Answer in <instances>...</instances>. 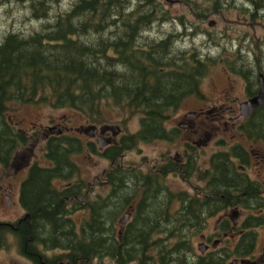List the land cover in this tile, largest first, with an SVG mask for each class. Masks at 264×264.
<instances>
[{
    "label": "trees",
    "instance_id": "16d2710c",
    "mask_svg": "<svg viewBox=\"0 0 264 264\" xmlns=\"http://www.w3.org/2000/svg\"><path fill=\"white\" fill-rule=\"evenodd\" d=\"M17 1L28 2L32 18L47 19L51 3L61 0ZM132 1L74 0L52 22L29 34L8 32L0 40V159H10L27 141L9 125L10 103L71 108L91 119L92 125L102 120V103L139 114L138 130L121 135L117 144L101 152L95 143L88 145L93 154L110 160L101 174L109 186L105 195L90 199L85 194L79 164L72 160L86 147L78 136L47 142V163H35L20 188L32 240L26 244L28 234L22 228L15 231L21 253L36 259L35 264L39 258L49 264L53 259L55 264H103L104 257L116 264H226L232 255L228 250L192 255L191 236L226 204L251 206L261 214L249 216V224L263 221L264 200L253 193L245 176L235 173L229 160L245 159L239 143L210 157V166L199 175L203 182L199 195L170 192L163 172L121 170L117 159L139 142L175 138L177 129L166 128L168 113L184 98L199 95L200 81L213 61L174 49L172 32L141 42L143 31L155 20L166 19L167 13L157 0ZM189 1L208 12L225 5L223 0H211L210 7ZM261 1L252 0L256 5ZM234 72L245 78L248 73L243 66ZM239 127L244 136L264 139V108ZM71 180L67 187L56 185ZM80 210L87 214L77 222L73 215ZM126 211L130 216L118 229L116 223ZM53 249L62 252L46 257Z\"/></svg>",
    "mask_w": 264,
    "mask_h": 264
},
{
    "label": "rangeland",
    "instance_id": "374dc122",
    "mask_svg": "<svg viewBox=\"0 0 264 264\" xmlns=\"http://www.w3.org/2000/svg\"><path fill=\"white\" fill-rule=\"evenodd\" d=\"M74 0H61L60 3H51L49 18L35 19L30 16L28 2L17 0H0V40L8 32H18L20 34H29L33 30L40 28L45 22H52L55 14L67 10L71 7ZM161 10L165 11L166 19L155 20L148 28L143 31L141 42L160 39L167 33L172 32L175 35L174 49L178 51L195 52L201 57L213 59L208 62L207 69L199 84V95L188 96L183 99L179 107L169 111L166 120V128L177 127L179 121L190 111L201 112L200 116L189 115L187 123L194 122L196 129L194 132L189 127L182 126V130L174 140L155 139L150 142H139L132 150L125 152L122 162L125 164H138L146 160L143 170H147L149 161L154 163V158L160 156H174L182 154L184 149L183 141H188L192 147L189 154L198 151L197 164L206 166L208 159L221 149H226L232 144L239 143L244 149L253 151L248 159L247 169L245 171L253 178H258L264 183V164H257V159H264V139L254 138L249 141L239 130V126L244 122L245 117L239 112V103L246 99L247 91L254 82L257 71H264V0L260 5H256L252 0H223V8L216 12H208L205 9L194 7V3L189 0H157ZM201 7L211 4V0H193ZM135 4V0L132 1ZM193 6V7H190ZM252 13H255L252 16ZM173 51V50H172ZM233 64V66H232ZM232 66V67H230ZM247 69L245 78L239 72V67ZM233 67L235 68L233 70ZM253 81V82H252ZM255 84V82H254ZM256 87V86H255ZM8 116L15 122L21 123L25 128H32L40 124L49 123L48 119L53 118L60 122V117L64 115L67 125L81 127L80 136L86 139L85 128L91 123L82 113L71 108H56L45 102H35L29 104L10 103ZM102 120L93 124L99 131L100 127L114 129V137H120L127 132H136L139 128V114L129 113L128 110H122L111 105L102 103ZM71 119V121H70ZM192 121V122H191ZM101 130V129H100ZM74 129L71 130L73 134ZM176 140V141H175ZM95 141V138H94ZM96 142V141H95ZM44 141L40 135L36 139L28 140L26 147L20 146L18 150L31 155L29 159L36 160L39 164H46L47 160L43 157ZM197 146V147H196ZM79 164L80 176L90 186L88 197L94 198L96 194L105 195L109 186L101 178L102 171L109 168V161L105 157L97 154L90 155L83 152L74 157ZM160 162V159H157ZM118 162L120 160L117 159ZM204 168V167H203ZM201 168L200 170H202ZM176 170V169H175ZM199 170V171H200ZM178 170H176L177 172ZM195 174L186 176L170 175L165 179V185L174 191L186 190L196 195L198 194L202 180L197 177L199 171ZM7 173L0 166V174ZM9 173H13L10 169ZM24 171H19L18 181L23 178ZM14 181V178H11ZM59 187L63 182H56ZM15 186V185H14ZM175 193V192H174ZM233 208L226 211L217 212L206 219L205 225L191 236L193 244L192 255H197V244L201 240L200 236L213 234L217 220H243L250 212L257 214L254 210H240L237 214L231 216ZM23 209L18 206L6 213H0L2 219H14ZM86 211L80 210L73 215V218L79 222ZM122 213L119 215V217ZM118 217V219H119ZM264 222V215H263ZM262 222V223H263ZM117 228H120L118 222ZM194 229H192L193 231ZM7 235V236H6ZM258 235L261 236L258 247L264 246V224L258 229ZM225 246L232 244L235 238L225 237ZM237 239V236H236ZM18 238L11 234H4L2 238V247L0 248V264H30V261L21 253ZM62 251L55 249L46 253L49 257L59 255ZM233 261L230 256L226 264ZM96 260L94 261V263ZM103 264H116L109 257L102 258ZM247 260L237 261L236 264H247ZM126 264H136L129 262Z\"/></svg>",
    "mask_w": 264,
    "mask_h": 264
},
{
    "label": "flooded vegetation",
    "instance_id": "af4514ba",
    "mask_svg": "<svg viewBox=\"0 0 264 264\" xmlns=\"http://www.w3.org/2000/svg\"><path fill=\"white\" fill-rule=\"evenodd\" d=\"M263 73L264 71H257L255 78H252L254 82L252 83L250 89H248L247 91V96L246 99L254 96L257 94L258 89H259V74ZM256 86V87H255ZM245 99V100H246ZM240 104V103H239ZM239 106V105H238ZM264 108V104H261L260 106L256 107L250 114L249 116L246 117L247 122L248 121H252L253 116L257 113L258 110H262ZM239 112H240V108H239ZM201 112H193L190 111L187 113V116H184L182 121H179V123L177 124V127H173L176 128L178 131V134L180 133V131L182 130V126L185 127H189L192 131L197 132L199 131L198 129H196V125H194V122H192L191 124H188L186 120L187 117L189 115L192 116H200ZM7 119L9 121V125L17 131L22 132L25 137L26 140H33L36 139L37 135H40L43 138L44 141V145H43V157H44V153H45V145L47 144L48 141L51 140L52 137L55 138H63V137H68V136H78L83 142L84 144H86V147L84 149L83 152H87L90 157L92 156V152L89 148V144L90 143H95L96 144V150L98 152L103 151L105 148H107L109 145L112 144H117L118 140L120 139V137H118L119 135L114 137V129H110L107 127H100L99 131L92 126V124H90L88 126V128H85L84 133L86 134L87 138L86 139H82V137L80 136L81 134V127L78 128L76 126H70L67 125L65 122V117L64 115H62L60 117L61 121H55L53 118L50 117V119H48L49 123L43 125H36L32 128H25L23 126H21V123L15 122L11 119L10 116L6 115ZM71 121V119H70ZM74 129L73 134H71V130ZM101 129V130H100ZM105 137V138H109L110 139V143L109 145H107L106 147L100 149L99 145L97 143L98 138L100 137ZM249 141L252 140V136H247ZM95 138V141H94ZM114 140H116V143H114ZM174 140V138L170 139L169 141ZM26 141V143H27ZM176 141V140H175ZM251 142V141H250ZM26 143L22 146V148L26 147ZM191 145L188 141H183L182 145L184 147L183 150H181L183 153L182 154H175L174 156H160L158 158H154V163H152V161H149V166H147V170L151 171V173L156 174L157 172H163V174H165V179H167L170 175L173 176H179L182 173L186 176H191L193 174H195V171H199L201 168L206 169L210 166V162L212 159H208L207 161V165L206 166H200L197 164V153L198 151L196 150L193 153L189 154V149H192ZM197 147V146H196ZM246 151V157L245 159H229L230 161H232V165L234 167V171L235 173H241L243 176L246 177L247 182L249 183V186H252L253 188V193H256V196H258V198L263 199L264 200V183L258 179V178H253L252 176H250L245 169H247V163L250 161V159H248L252 154L255 155V153H253V151H250L249 149H245ZM124 156L121 155L119 157L118 160H120L119 166L121 167V170H139V171H144L143 170V165L145 166L146 164V160H142L140 161V163L136 164H125L122 162L123 159H121ZM193 156V159H190ZM31 157L30 154L24 152L23 149L20 150H15L14 152L11 153L10 155V159H0V166H2V169H4L5 171H7V173H5L4 175L0 174V213H6L9 210L20 206L23 209V212L20 213L16 218L14 219H2L0 218V246L2 245V238L4 234H11L16 236L15 231L22 228V230L28 234V237L25 238L24 237V242L26 244L29 243L30 240H32V238H30L31 234H32V228H31V224L28 220L29 217V213L26 211V209L20 204V199H19V195H20V188L22 183L27 180L29 173H30V169L31 167L37 163L39 164L36 160H32L29 159ZM45 159V158H44ZM107 159V158H106ZM160 159V162L157 160ZM74 160V157L73 159ZM109 161V165H110V160ZM77 163V162H76ZM257 164H264V159H257L256 161ZM44 165V164H41ZM12 169L13 173H9V170ZM178 170L176 172V170ZM202 169V170H203ZM106 170H103L102 173H106ZM146 170V171H147ZM19 171L23 172L24 171V176L23 178L19 181V187L16 184V181H18V173ZM201 173V170L198 172L197 177H199ZM11 178H14L15 183L13 182V180ZM82 178V177H81ZM75 179V177H74ZM83 179V178H82ZM58 182V181H57ZM59 182H63V186L62 187H67L70 184H72V180L71 181H59ZM86 183V189H85V194L89 193V188L90 186L88 185V183L85 181ZM15 185V186H14ZM256 187H254V186ZM167 189L170 192H175V193H183V192H187L186 190H182V191H174L173 189H169L167 187ZM198 195L201 194V191H198ZM179 206V202L177 203ZM251 206H245V204L243 203H239L236 202L233 205H229L226 204L225 206H223L222 208H217L218 212L221 211H226L229 208H233L232 209V214L231 216L237 214V212H239L240 210H250L251 208H248ZM253 210V209H252ZM261 212L263 213V209ZM255 212H257L256 210H254ZM261 214V213H260ZM259 213H257L256 215L253 214V212H250L249 215L239 221V220H227L225 219V224L226 226H223V220H217L216 224H215V231L213 234H209V235H201L200 238L201 240L198 242L197 244V248L198 251L195 252V254L197 255H207L213 252H218V254L223 251H230L232 253L231 256H233V259H237V260H247L248 263L247 264H264V246L261 247V249H259L258 247V242L259 239L261 238L260 235H258V229L263 226L264 222L262 223H258V224H249L251 220L248 221V217L249 216H259ZM252 219V218H250ZM7 236V235H6ZM226 236H229L231 238H235V241L230 245H226L225 246V240H226ZM237 236V239H236ZM17 237V236H16ZM263 241H264V236H263ZM2 247V246H1ZM0 247V248H1ZM192 249H193V244H192ZM55 250V249H53ZM52 251V250H50ZM49 251H47L46 253H48ZM24 255V254H23ZM25 256V255H24ZM46 257L48 255H45ZM29 261L30 264H35L34 261H37L34 258H30L28 256H25ZM49 257V256H48ZM39 264H49V261L45 260L46 262L44 263V260H41V258H39ZM53 264H55V259L52 260Z\"/></svg>",
    "mask_w": 264,
    "mask_h": 264
},
{
    "label": "water",
    "instance_id": "95a60500",
    "mask_svg": "<svg viewBox=\"0 0 264 264\" xmlns=\"http://www.w3.org/2000/svg\"><path fill=\"white\" fill-rule=\"evenodd\" d=\"M261 104H264V74L263 73L259 74V89L257 94L240 102L239 104L240 113L243 117H247L256 107L260 106ZM97 141L100 148L110 143V139L105 138L103 136L98 138ZM129 216H130V211H126L122 215V217L118 220V224L121 227H123L126 224ZM232 263H236V260H233Z\"/></svg>",
    "mask_w": 264,
    "mask_h": 264
}]
</instances>
